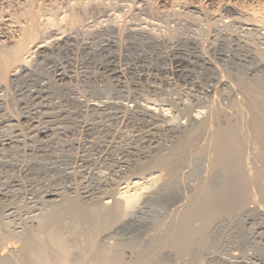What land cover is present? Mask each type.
Here are the masks:
<instances>
[{
  "label": "rangeland",
  "instance_id": "obj_1",
  "mask_svg": "<svg viewBox=\"0 0 264 264\" xmlns=\"http://www.w3.org/2000/svg\"><path fill=\"white\" fill-rule=\"evenodd\" d=\"M40 2L53 5L57 26H46L42 43L26 56L28 63L0 79V253L5 251L0 258L19 250L14 236L35 230L56 203L79 196L86 205L112 202L139 181L146 186L142 198L101 239L106 249L136 240L135 249L124 252L128 260L160 230L162 235L172 231L181 206L207 176L208 151L200 164L194 158L209 149V131L222 124L221 117L211 119V111L248 116L243 104L238 109L231 104L244 99L241 75L248 81L264 79V0ZM10 4L0 2V13L15 11ZM68 12L81 21H66ZM5 18L11 31L0 36V43L12 45L20 26ZM195 117L208 118V129L213 127L203 130L192 158L178 169V185L160 192L161 179H153L165 172L138 174L136 168L150 154L169 148ZM250 146L246 153L256 163V147ZM255 195L248 209L214 225V246L206 253L192 259L162 251L155 264H264V203Z\"/></svg>",
  "mask_w": 264,
  "mask_h": 264
},
{
  "label": "bare ground",
  "instance_id": "obj_2",
  "mask_svg": "<svg viewBox=\"0 0 264 264\" xmlns=\"http://www.w3.org/2000/svg\"><path fill=\"white\" fill-rule=\"evenodd\" d=\"M2 1L0 0L1 4L6 0L3 2ZM39 2L38 0H11V4L8 6V8L12 7L15 9V11H13L12 8H9L11 9V11H13V14L8 12L10 11L8 10V8L6 9L8 10L7 13H9L7 16L3 13H0V36L6 37L8 35L9 29L11 28L6 27L9 26L8 23V25L4 24V16H6L5 19L12 21L13 24H18L20 26L18 27V29L20 28L21 33V35L18 37L19 39L15 42L13 41L14 43L12 42V45L7 44V42H5L6 44L4 42L0 43L1 80H6L7 77L13 74V72H16V70L22 68L25 64H27L28 57L26 56H32V49L34 47L37 48V46L42 43V34L47 29L46 26H57L59 22L58 15L54 13L55 9H51L53 5H50L49 7L47 4L44 5L43 2V4L41 2V4H39ZM7 5H5V7ZM0 6L2 9V5ZM44 17L45 24H43L41 20ZM65 20L76 23L81 21L76 16V14L74 15V13ZM231 30L233 31V29ZM10 38L11 37H9V39ZM12 38L14 37L12 36ZM6 40H8V38ZM243 76L241 75L238 81L243 86L244 99L240 102H238L237 99V102L232 103L231 106L233 105V107L237 108L239 106L241 107L240 104H243L248 116H240L238 118H236V116L235 119L230 116L233 115L232 113L229 114L223 111L224 109H211V119L215 120L221 117L223 119L222 124L219 123L220 125H218L217 127L214 125V127L216 128L211 125L213 127V130L212 133H210L211 131H209V134H211V140L210 143H208L210 146L207 145L209 149H204V152H200V155L198 153V155H196V158H194V162L199 163V160H201L205 156L204 153L208 151V155L206 154V157L208 159L207 162L209 166H207L209 170L207 171V176L203 179L202 183H198L199 186L196 188L197 190H195V195H192L195 197L188 202L186 201V204H183L182 202L183 205L181 204V209H183H180L181 212L177 214L178 217L176 215L177 219L175 220V223L173 222L174 225L171 223V227L173 229L171 231V227L169 228V230L171 231L170 233L162 235L163 230H160L158 233L149 238V241L144 247H142V249H138L137 247L138 251H136L135 253L132 251V256H130L128 260L125 258L126 255L124 256V252L126 251V249L134 248L133 246H135V244L137 243L136 240L130 241L129 238L128 240L130 242L117 243L112 247V249H106L101 243L103 235L121 224L125 220L129 209L132 208L133 205L136 204L138 199L141 197V193L142 191H144L146 186L143 183H139L138 181V183L135 182L136 184L134 185L136 189H127L125 192L121 193L120 198H116L112 202L105 203L101 200H94L92 201V203H89L90 205H86L81 201L79 196L68 199L66 198L60 204L56 203V205L53 206L54 208H51L52 210L50 211V213H45V215L40 218L39 223H36L37 228L35 230L25 229L23 232H18L14 236L16 238L14 239L15 242L18 241V243H20V248L18 250L16 247H14L16 248L15 252L11 251L10 254L5 258H0V264H155L157 261L162 259V251L172 252L178 257L190 256L192 259H195V257L199 253H204L205 251L210 250L214 246L212 228H214V225L218 223V221H221V219L223 218H229V220H231L234 218L230 219V217H233L235 215L238 216V213L241 210H245L247 208V205L251 201V196L255 195L253 193L254 191H256L257 194L255 196H259L261 201L264 203V79L256 78L254 80L248 81ZM240 99H242V97ZM222 105L224 106V104ZM241 109H243V106ZM156 114L158 113L156 112ZM244 114L242 113V115ZM207 119L208 118H206L205 121H203L204 119L202 121H198L197 119L194 120V124L192 126L190 125V129H185L186 131L183 132L182 136H180L178 139L176 138L177 140H174L173 144L169 148L165 150H157L152 155L150 154L149 161H147V163L139 164L136 168V173L143 174L148 171L152 172L154 170H163L165 172V174L163 172L165 177H154L153 180L156 183L159 179H161V187L159 189L162 191L160 192H166L167 190L171 191V189H173V185L177 184L176 182L179 181L177 179V174H179L178 172H181V170L178 169L187 162L190 154L193 153L192 151L195 149L197 141L199 142V138L202 135L203 130L205 132L206 128L208 129L207 126H210V124L208 125L207 123ZM212 127H210L209 129H211ZM250 144L256 147L254 157L256 159V163L259 164V168L257 169L255 168L256 166H253L254 164H251L255 163L254 160L251 162V157L253 155L251 156V154H249L248 156V153H246L247 148L250 146ZM252 169L254 170V173L252 172ZM191 170L192 169H190L189 172H191ZM192 172L194 171L192 170ZM168 223L167 225H169ZM6 237H8V235ZM17 245L18 244H16V246ZM9 250L11 249L9 248ZM4 252L1 251L2 254H0L3 255ZM6 252V254H8V251ZM159 262L157 264H159ZM195 263H197V261Z\"/></svg>",
  "mask_w": 264,
  "mask_h": 264
}]
</instances>
